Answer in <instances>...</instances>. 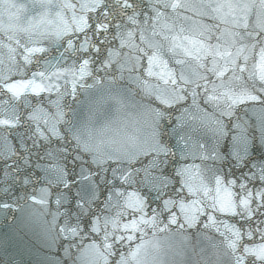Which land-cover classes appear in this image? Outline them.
Segmentation results:
<instances>
[{
	"label": "water",
	"instance_id": "95a60500",
	"mask_svg": "<svg viewBox=\"0 0 264 264\" xmlns=\"http://www.w3.org/2000/svg\"><path fill=\"white\" fill-rule=\"evenodd\" d=\"M0 264H264V0H0Z\"/></svg>",
	"mask_w": 264,
	"mask_h": 264
},
{
	"label": "snow or ice",
	"instance_id": "6c2138e0",
	"mask_svg": "<svg viewBox=\"0 0 264 264\" xmlns=\"http://www.w3.org/2000/svg\"><path fill=\"white\" fill-rule=\"evenodd\" d=\"M63 34L62 29H57L55 35L59 38ZM187 44H179L177 46L181 47L186 54L194 55L196 58H200L201 53L203 52L202 42L193 40L191 38H186ZM29 52L33 51H42V49H29ZM25 60H28V56H25ZM153 69L155 71L153 72ZM150 74H155L161 79H173V74L168 72L167 66L163 63H155L149 69ZM40 75H43L42 73ZM8 90L12 91L16 95H20L27 89H31L33 93H39L45 90V84L42 82H37L36 80H17L10 81V84L7 86Z\"/></svg>",
	"mask_w": 264,
	"mask_h": 264
}]
</instances>
